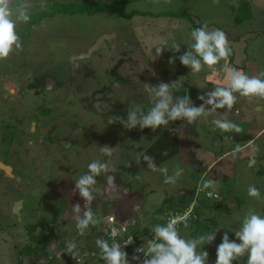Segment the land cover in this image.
Here are the masks:
<instances>
[{
  "label": "rangeland",
  "instance_id": "rangeland-1",
  "mask_svg": "<svg viewBox=\"0 0 264 264\" xmlns=\"http://www.w3.org/2000/svg\"><path fill=\"white\" fill-rule=\"evenodd\" d=\"M26 2L34 7L30 10V20L16 29L22 47L20 49L14 47L7 58L0 59V83L3 73L16 74L17 71L23 69L17 63L18 61L37 64L38 60L45 57L56 64L61 60H66L68 52L66 50L85 49L101 32L125 31L123 25H128L127 23L146 25L145 22L148 20L152 21V24H157V27L164 26L165 28L162 29L166 32V35L152 39V43L158 40L159 44L169 41L168 47H165L162 53L159 72L170 76L173 74L186 76L191 73L188 84L195 88L198 101V97L203 94L202 90L208 87L212 90L216 86L229 85V80L221 70V66L226 62L249 76H256L264 71V0H132L123 4L124 12L115 11V7L119 9L121 6V2L115 0H46L43 7L40 6L42 0H26ZM138 12L139 14L130 18L129 22L126 21L125 16ZM151 15L158 16L153 19ZM235 18L237 20L246 19L236 21ZM198 20L202 24L215 25L225 32L227 39L234 40L248 34L247 58L242 67L233 65L230 61L231 53L226 60H221L211 68L204 66L199 73H192L189 67L181 64L179 56L190 50V44L194 42L190 33L192 29L198 27L196 26ZM31 21L34 22L33 26L29 24ZM171 29L173 33L169 32ZM173 41L180 43L179 52L171 50L170 45ZM155 52L152 47L148 50V53L155 54L154 56H156ZM107 56L105 55L106 60H102L97 67V75L98 78H102L101 80L106 79L103 69L107 65ZM170 58H174V62L170 63ZM91 59L100 60L98 55ZM164 77L161 76L162 79ZM162 82L168 83V79ZM149 85L155 86L153 83ZM183 88L187 87L183 86ZM234 95L237 96V101L230 111L226 108L217 109L214 114L197 118L198 122L193 132L190 133L187 130L186 120L182 119L177 124L179 126L177 127L179 148L174 151L173 155L157 165L158 167L166 166L169 169V175L172 174L174 167L182 168L183 174L175 183H165V177L159 171L154 172L142 168L132 174L129 171H123L120 178L119 174L114 172L113 176L118 180L114 181L113 190L103 187L97 179L96 187L100 188L103 193L94 194L95 198L91 203V208L99 223L95 228H92L90 224L82 235L76 228L75 216L77 214L72 212V207L80 204L81 213L79 215H82L85 202L78 191L73 192V189L75 180L88 171L87 166L90 162L97 160L103 163L102 155L97 156L96 154L94 143L87 140L84 152L72 150L67 156H63L68 158H63L62 161L55 160L57 159L55 157L59 156L60 149L58 146H52L51 156H55V159H52L50 172L45 178L44 193H33V189L28 190L38 181V176L31 171V167L37 165L39 168V155L32 154L30 157V153L28 157H23L22 152H17L18 156L12 157L11 154H4L5 146L0 144V159L15 166V173L21 176L23 184L25 179L30 180V184L20 186V188L17 186L19 183L17 179L8 178L7 182L5 180L0 182L2 184L0 185V264H83L84 262L105 264L104 261L92 258L89 253L91 249H98L95 243L97 239H104L103 233L107 226L105 216L109 213V216H115L117 221V216H121L122 220L119 222L123 224L134 218L140 220L142 224L147 222L149 225L148 222L154 218L165 221L168 210H176L182 203L184 206L194 199L197 204H201L198 207L199 212L207 211L215 205L216 224L211 221L210 226H206L207 228L216 231V225L222 227L228 224L227 230H223V233H216V241L218 236L225 232L235 235V231L239 230L249 210L264 215V132L259 139L255 137L254 144L244 149H236L244 144L245 134L254 135L256 130L263 125L254 119L258 112L253 106L256 100L264 106V98L241 97L239 93H234ZM148 96L149 99L143 104L137 96H131L128 104H122L118 110H113L105 117L94 119L93 116L88 117L87 114L90 113L82 114L85 119L95 120L92 121V126L99 131V137L102 136L104 140L116 142V146L112 149V156L118 155L120 144L124 142L129 143L127 151L131 154H134L135 147H148L165 132L168 125L174 123L170 121L167 126H160L155 131L148 128L147 131L140 132L139 136H133L132 132L129 133L131 129H126L119 120L109 123L115 117H123L126 120L127 116L124 114L126 108L129 110L138 108L146 113L154 105L155 100L147 92ZM259 100H262V103ZM5 103L12 104L0 95V112L4 111ZM217 118L231 120L240 128V131H223L216 128L211 121ZM216 137L221 138V150L219 151L215 149ZM95 144L98 146L99 142L95 141ZM27 153L29 151L25 154ZM35 153L38 152L35 151ZM191 153H194L203 165L210 166L202 172L193 171L188 162ZM250 159L255 161L252 167L248 166ZM107 173L111 175L110 172L107 171ZM205 180L214 181V187L202 191ZM120 183L123 185L121 186ZM249 185H254L260 190L259 199L248 196ZM183 189L187 191L185 197L181 194ZM207 191L217 193L219 197L208 198ZM45 193L49 199L45 197ZM16 197L24 198L23 207L20 210L21 217L14 214L12 210L11 200ZM112 202L115 204H111ZM10 205L12 213L9 211ZM133 206L136 209L134 212L127 210L128 207ZM201 215L203 216L202 212L200 214L202 220ZM201 231L204 234L210 233L203 227ZM69 241L76 244L72 252L67 249ZM208 247L210 248L209 244ZM37 248L47 251V256L36 255ZM209 248L201 250L209 253L208 264H214L215 257ZM233 264L237 262L234 261Z\"/></svg>",
  "mask_w": 264,
  "mask_h": 264
},
{
  "label": "flooded vegetation",
  "instance_id": "flooded-vegetation-1",
  "mask_svg": "<svg viewBox=\"0 0 264 264\" xmlns=\"http://www.w3.org/2000/svg\"><path fill=\"white\" fill-rule=\"evenodd\" d=\"M135 14H139V12L125 16L126 21L129 22ZM157 16L151 15V18L154 19ZM145 23L146 25L127 23L128 25H123L125 31L101 32L85 49L66 50L68 51L66 60H61L56 64L45 57L40 61L38 60L37 64L18 61L17 63L23 67V71H17L16 74L3 73L0 95L3 99L12 102V104L5 103L4 111L0 112V144L5 146L4 154H11L12 157L18 156L17 152H22L23 157H28L30 153V157L32 154L39 155V168L37 165L31 167V171L37 174L38 181L31 185L28 190L33 189V193H44L45 178L50 172L52 159L57 158L56 161H62L63 158H68L63 156H67L72 150L84 152L87 140L94 143L97 156L102 155L103 163L108 164V172L111 175L116 172L120 178L123 171H129L132 174L141 168L151 170L143 159L145 154L150 155L147 152V147H135L134 154H131L127 151L129 143L124 142L120 144L117 156L101 153V147L109 146L113 149L116 142L104 140L102 136L99 137V131H96V128L94 129L92 126L95 117L108 116L113 110H118L122 104H128L131 96H137L142 104L147 102L149 96L147 97L144 85L148 81H150L148 85L151 83L158 85L163 80L168 79V83L175 84L171 90L174 98L186 95V93H182L183 90H186L183 86L189 85L188 79L192 74L189 73L186 76L173 74L170 76L159 72L162 54L154 56L155 54L148 53V50L152 47L156 51V48L160 47L159 40L152 43V39L166 35L165 30H163L165 27L162 25L157 27V24H152V21L149 20ZM206 24L208 26L213 25L211 23ZM204 25L199 20L196 23L198 27ZM169 32L173 33V30L171 29ZM99 37H103L99 47L93 50L89 56L79 57L81 53L87 52ZM97 55L100 62L91 59ZM105 55H108L107 67L105 66L103 69L106 79L101 80L102 78H98L97 75V67L102 60H106V58L104 59ZM161 76H165L164 79ZM208 88L202 90V93L211 91ZM190 98L192 104L197 107L204 103L196 99L195 92ZM128 111L129 109L126 108L124 113L126 116ZM85 112L86 114L90 113L87 114L88 117L92 118L93 116L94 119H85L83 116ZM179 122L180 120L174 121L166 129H175L178 135L179 126L177 124ZM197 122V120L193 122V126L187 122L186 128L190 133L195 130ZM147 130L148 128L141 129L137 125L129 133L132 132L133 136H139L140 132ZM95 141L99 142L98 146ZM52 146H58L60 149L59 156H54L55 158L51 156ZM27 151L29 153L25 154ZM112 169L115 171L112 172ZM107 175L109 173L106 172L105 174L104 172V174L101 173L100 176L96 177V180L98 179L105 188H108ZM8 178L17 179L19 188L30 184L29 179H25L23 184L21 176L15 173V166L0 159V182L2 180L7 182ZM182 192H185V189ZM44 195L46 198L48 197L47 193ZM19 201L20 204L17 207ZM23 203L24 198L16 197L11 200L13 213L19 217H21L20 210ZM111 204L115 203L112 202ZM11 205L9 206L10 212ZM15 206L18 213L14 212ZM109 214L105 216V219Z\"/></svg>",
  "mask_w": 264,
  "mask_h": 264
},
{
  "label": "clouds",
  "instance_id": "clouds-1",
  "mask_svg": "<svg viewBox=\"0 0 264 264\" xmlns=\"http://www.w3.org/2000/svg\"><path fill=\"white\" fill-rule=\"evenodd\" d=\"M45 3L46 0H42L40 6L43 7ZM33 7L34 5L27 3L26 0H19V2L18 0H0V59L7 58L14 47L16 49L22 47L16 29L19 25L30 20V10ZM190 37L194 42L190 44V50L179 56V61L182 65L189 67L192 73H199L204 66L211 68L229 56L231 46L225 32L220 29H210L205 24L192 29ZM159 45L160 47L156 48V56L163 53L165 47H168V42L165 41ZM170 48L179 52L180 43L173 41ZM169 62H174V58H170ZM221 70L229 80V85L216 86L211 91L200 95L198 99L204 103L199 107L192 104L189 95L174 98L171 91L175 87L173 83L161 82L155 86L145 84L146 91L155 98L154 105L146 113L138 108L130 109L127 112L126 120L123 117H115L109 123L119 120L126 129H133L139 125L141 129L151 128L155 131L160 126H167L170 121L183 119L192 124L199 117H207L216 113L217 109L226 108L230 111L237 101V96L234 93H239L241 97L264 98V71L256 76H249L231 67L227 62L221 66ZM209 105L211 107L206 108ZM211 123L223 131H240V128L228 119L217 118ZM100 151L105 155H112V148L109 146L101 147ZM143 159L147 162L149 169L154 172L159 171L164 175L165 183H175L183 174V169L176 166L173 168L172 174L169 175V169L166 166L158 167L155 159L148 154H145ZM254 163V159H250L248 166L252 167ZM87 167L88 171L75 180L73 189V192L78 191L85 202L82 215H79L81 213L80 204H75L72 207V212L77 214L75 216L76 228L81 235L90 224L99 223L91 208V203L95 198L94 194L98 192L96 177L100 176L102 172L109 171L107 163L97 160L90 162ZM111 171L114 172L115 169ZM106 181L108 189L113 190L115 188L114 176L107 175ZM214 185V181L205 180L201 190L214 187ZM99 192L103 193L101 190ZM247 194L252 198H260V190L254 185L248 186ZM207 195L212 196V193L209 192ZM187 221L188 216L185 215L172 217L164 225H154L152 227L153 239L148 241L146 249L136 248L132 259L138 264H208L209 253L204 250L198 251V248L212 243L216 238V231L185 239L179 234L177 225L182 222L187 227ZM119 234L118 230L113 228L111 244L105 239L95 241L105 264H130L128 254L123 250V247L133 243V237L124 240L122 246L115 240ZM234 234L235 240H230L227 232L223 234L221 242L216 247L215 264H233L234 261L239 262L245 256L247 257L245 264H264V215L249 210L242 220L241 227ZM237 240L239 243L236 242ZM75 248V242L67 243L69 252ZM141 252L144 254L142 260L139 255L135 254Z\"/></svg>",
  "mask_w": 264,
  "mask_h": 264
},
{
  "label": "trees",
  "instance_id": "trees-1",
  "mask_svg": "<svg viewBox=\"0 0 264 264\" xmlns=\"http://www.w3.org/2000/svg\"><path fill=\"white\" fill-rule=\"evenodd\" d=\"M115 1L121 2L120 8L117 9L115 7V11L124 12L123 11V4L125 2H127V1H132V0H115ZM98 6L101 7V5H98ZM94 10H97V9H94ZM42 15H44V14L42 13ZM163 15L169 16L167 13H163ZM244 19H246V18H243V19L240 18L238 20H237V18H235L234 20L242 21ZM29 24L32 25V24H34V22L31 21V22H29ZM238 38L239 37H237L234 40H237ZM230 53L232 54V55H230V61H232V57H233V50L232 49H230ZM186 87H187L186 90L185 91L183 90L182 93H186V95H189L190 97H192L194 92H195V90H194L195 88L190 86V85H186ZM239 137H240V135L238 136V138ZM245 137L246 138L249 137V139L251 138L250 136H248L246 134H245ZM178 146H179V138H178L176 130L172 129V128H167L164 133H162L153 143H151L147 147V152H149V154L156 160V165H158L159 163H161V161L166 159L168 156L173 155L174 151L178 148ZM165 153H167V154L165 155ZM200 205L198 204L194 208L195 209L194 210L195 211V217L190 218L187 221V224L195 226L194 227L195 228L194 231L198 232L197 234H199V235L204 234V232L201 231L202 227H203V229L206 228L207 230H209V228L206 227L208 224L200 219V212L198 211V207H200ZM181 207H183V204H181V206L178 207V208H181ZM164 223H165V221H163L161 219H158V220L152 219V225L150 227L146 226V228H147L148 231H150L151 234H154L152 232V227L154 225H156V224H161L162 225ZM181 224H184V223H181ZM181 224H180V226H181ZM95 227H96V224L92 225V228H95ZM130 231L135 233V234H137V235H139V234H142L144 232V229H142L141 227H136V228L132 227V229ZM103 236L105 237L104 233H103ZM36 253H37L36 255L41 256V257H46L47 256V251H41L38 248H37Z\"/></svg>",
  "mask_w": 264,
  "mask_h": 264
},
{
  "label": "built area",
  "instance_id": "built-area-1",
  "mask_svg": "<svg viewBox=\"0 0 264 264\" xmlns=\"http://www.w3.org/2000/svg\"><path fill=\"white\" fill-rule=\"evenodd\" d=\"M207 193H209V191L206 192V196L208 198L218 197L217 193H212V196L207 195ZM197 205L198 204H197L196 200L192 199L181 208H177L176 210H173V209L168 210L166 217H165V223L164 224H166L167 221L172 217H182L185 215L188 216V219L195 217V211H194L195 209L194 208ZM106 221H107V226L105 227L104 235H105V239L109 242V244H111L113 242V237L111 236V230L113 228H116L118 230V232L120 233L118 236L115 237V240H116V242L120 243L122 246H123L124 240H126L128 237H133V243L127 245L126 247H123V250L127 252L130 264H138L137 261L132 259V256L134 254V250L138 247L146 249L148 241L153 239L154 234H151L150 231H148V230H145L146 233H144V234L142 233L139 235L131 232L130 230L132 229V227H135V228L141 227L142 229H144L141 221L136 220L134 218L129 219L127 222H125L123 224V223L117 221L115 219V216H112V215L109 216L108 215ZM181 223H179L177 225V228L179 227V225ZM164 224H162V225H164ZM135 254L139 255L141 257V260L144 257V254L142 252L141 253H135Z\"/></svg>",
  "mask_w": 264,
  "mask_h": 264
},
{
  "label": "crops",
  "instance_id": "crops-1",
  "mask_svg": "<svg viewBox=\"0 0 264 264\" xmlns=\"http://www.w3.org/2000/svg\"><path fill=\"white\" fill-rule=\"evenodd\" d=\"M251 98V97H250ZM256 99V98H255ZM257 101V100H256ZM255 101V104H254V106H253V108L258 112V114H257V116H256V118H254L256 121H258L259 123L261 122L263 125L259 128V129H257L256 130V132H255V134L254 135H249L248 134V136H250L251 138L249 139V137L248 138H246L245 137V142H244V144H242V145H240V146H238L236 149L238 150V149H244V148H246L247 146H250V145H252V144H254V142H255V137L257 136V139H259V137H260V135H262V133L264 132V106L263 105H261V104H259V102H256ZM261 103H262V100H259ZM254 139V140H253ZM221 150V149H220ZM208 166H210V165H207L206 167H208ZM187 194V191H186V189H185V192H183V194H182V196L183 197H185V195ZM183 204V203H182ZM180 206V205H179ZM136 207V209L138 208L137 207V205L135 206ZM222 207V206H221ZM220 207V208H221ZM227 207V206H226ZM225 207V208H226ZM135 208H134V206L133 207H128L127 208V210H130L131 212L133 211L134 212V210H136ZM215 205H213L209 210H207V211H203V210H201V212L203 213V216H202V221H204L205 223H207L209 226H210V224H211V221H212V223L213 224H216V220H215V218H217V216H216V214H217V212L215 211ZM205 210V209H204ZM201 212H200V214H201ZM115 214H118V213H115ZM220 214V213H219ZM221 215V214H220ZM220 215H218V216H220ZM219 218V217H218ZM117 219H118V221H120V220H122V218H121V216L120 217H118L117 216ZM154 220H155V218H154ZM149 223V225H147V222L146 223H143V227H144V231L145 230H147L146 229V226H150V225H152V220L151 221H149L148 222ZM224 223V222H223ZM225 224V223H224ZM194 227L195 226H192V225H190V224H187V227H185V225L184 224H182L181 226H180V228H178L179 230V234L183 237V238H185V239H188L189 237H192V238H194L195 237V235L196 236H198V234H197V232L196 231H194ZM216 227H217V229H215L216 230V233H219V232H222L223 233V230H227V227H228V224H225V226H217L216 225ZM225 227V228H224ZM218 230H220V231H218ZM208 232H213V230L212 229H209V231ZM228 233V235H229V239L230 240H235L236 239V237H235V235H231L229 232H227ZM144 234V233H143ZM222 236L223 235H221V236H218V240L216 241V240H214L212 243H210L209 245H210V248L208 247V244H205V245H203V247L202 246H200V248H198V251L199 250H201L202 248H209V249H211V253H212V255H213V257H215L214 259L216 260V247H217V245L221 242V239H222ZM104 239H105V237H104ZM106 240V239H105ZM238 241V240H237ZM236 241V242H237ZM89 254H91V257L93 258H95V259H97V260H100V261H102L103 262V260L101 259V255H100V250H99V248L98 249H95V250H92L91 249V251H90V253ZM90 257V258H91ZM246 259H247V257L245 256L244 258H241V260L239 261V262H237V264H245V261H246ZM83 264H91V263H83ZM214 264H215V261H214Z\"/></svg>",
  "mask_w": 264,
  "mask_h": 264
},
{
  "label": "water",
  "instance_id": "water-1",
  "mask_svg": "<svg viewBox=\"0 0 264 264\" xmlns=\"http://www.w3.org/2000/svg\"><path fill=\"white\" fill-rule=\"evenodd\" d=\"M210 29H218L215 25H209L208 26ZM103 37H99L94 43L93 46H91L87 52L81 53L79 57H86L91 54L93 50H95L97 47H99V43L102 41ZM248 39V34H244L240 36L237 40L233 39H228L229 44L231 46V49L233 50V60L232 63L234 66L237 67H242L243 66V61L246 59V53H245V48L247 46L246 40ZM190 126H193V123L190 124ZM220 143H221V138L216 137L215 141V149L220 150ZM188 162L191 166V169L195 172H202L205 170L206 166L202 164V162L196 157L194 153H191L188 157ZM99 192V190H97ZM183 194V192L181 193ZM20 201L18 202L17 207H19ZM15 206V207H16ZM17 207L14 208V212L18 213Z\"/></svg>",
  "mask_w": 264,
  "mask_h": 264
}]
</instances>
